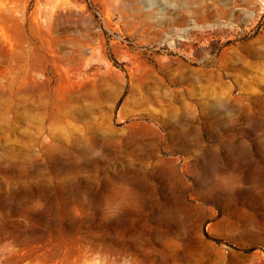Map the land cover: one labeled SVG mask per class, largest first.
Masks as SVG:
<instances>
[{
    "label": "rangeland",
    "instance_id": "374dc122",
    "mask_svg": "<svg viewBox=\"0 0 264 264\" xmlns=\"http://www.w3.org/2000/svg\"><path fill=\"white\" fill-rule=\"evenodd\" d=\"M0 264H264V0H0Z\"/></svg>",
    "mask_w": 264,
    "mask_h": 264
}]
</instances>
